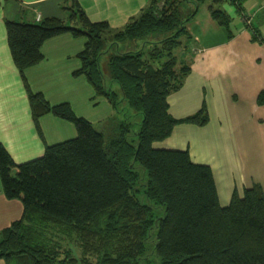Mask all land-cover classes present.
I'll use <instances>...</instances> for the list:
<instances>
[{"label":"trees","instance_id":"trees-1","mask_svg":"<svg viewBox=\"0 0 264 264\" xmlns=\"http://www.w3.org/2000/svg\"><path fill=\"white\" fill-rule=\"evenodd\" d=\"M230 1L236 2L208 4L212 18L227 30L231 16L222 5ZM182 2L187 0H151L119 29L90 20L78 2L69 8L74 25L56 16L34 23L6 21L11 54L23 77L24 69L43 57L45 39L65 31L82 34L86 42L74 73L84 74L95 94L105 96L114 109L120 110V100L142 114L138 130L134 122L123 121L106 142L68 102L50 104L26 83L35 121L51 112L74 123L77 134L45 144L41 156L21 163L0 143L3 191L23 203L22 216L0 232V257L8 264H264L262 186L254 182L241 195L234 191L222 205L209 164L193 161L188 148L156 143L170 136L177 122L208 120L204 104L182 119L170 112L168 96L190 70L174 50L183 36H190L186 25L198 11L194 2L192 12L183 16ZM108 35L114 40L103 47ZM120 39H140L142 46L121 51L115 48ZM112 82L119 86L120 99ZM257 102L264 103V89ZM49 227L74 233L81 257L49 247L42 239ZM150 241L157 260L146 256Z\"/></svg>","mask_w":264,"mask_h":264},{"label":"crops","instance_id":"crops-1","mask_svg":"<svg viewBox=\"0 0 264 264\" xmlns=\"http://www.w3.org/2000/svg\"><path fill=\"white\" fill-rule=\"evenodd\" d=\"M149 1L151 0H0V143L5 146L16 163L39 157L44 152L45 144L63 141L76 136L77 133L74 123L51 112L40 115L36 122L31 112L27 84L33 92L42 93L50 104L68 102L76 112L86 109V103L96 94L84 74L74 73L81 66L78 53L86 42L84 35L65 31L45 39L41 45L43 57L26 67L23 77L11 54L6 21L34 23L45 17L56 16L67 23V19L70 20L69 8L78 2L90 20H105L111 28L119 29L130 17L137 15ZM223 7L231 16L230 23L234 26V36L232 35L226 43L238 40L243 45L253 47L252 42L257 41L251 35L254 31L262 35L264 42V0H239L235 3L230 1L225 2ZM203 11L201 20L196 19L197 13L190 20L198 25L196 30L189 26L190 21L186 25L190 37L197 42L210 28L218 31L219 26L223 27L212 18L208 5L204 6ZM37 14L40 15L39 19ZM246 18L249 21H246ZM73 20L76 22V18ZM195 48L199 54L197 58H201L199 56L202 55L204 47ZM259 52L264 54V46L259 48ZM207 54L208 51H205V55ZM241 67L243 70H240ZM218 70L217 73L224 76V71ZM234 72H242L239 77L237 76L241 79L237 89L245 93L244 96L253 106L259 104L257 96L264 89V62L259 65L253 63L243 65L235 68ZM182 87L183 85L179 89ZM219 90L227 94L219 95L217 101L238 93ZM107 103L103 105L104 110ZM108 111L111 112V109ZM225 120L228 122L230 118ZM15 172L16 169L13 170V173ZM236 191L240 193L238 189ZM220 203L226 205L224 201ZM22 214V201L5 195L0 178V232ZM0 264L8 263L0 257Z\"/></svg>","mask_w":264,"mask_h":264},{"label":"rangeland","instance_id":"rangeland-1","mask_svg":"<svg viewBox=\"0 0 264 264\" xmlns=\"http://www.w3.org/2000/svg\"><path fill=\"white\" fill-rule=\"evenodd\" d=\"M210 1L182 2L180 5L182 15L186 16L192 12L195 8L194 2H197L196 19L201 20L204 6ZM236 1L239 2V0ZM67 24L74 25L76 22L73 19H67ZM189 26L193 30L198 28L193 21H190ZM232 35L234 36V26L230 23L228 30L220 26L218 31L210 28L208 32L201 35L199 42L190 36L181 38V45L174 51L181 60V64L189 65L190 70L182 78L183 87L169 94L171 114L176 119H182L198 111L204 104L208 120L204 124L177 122L170 136L156 142L158 146L163 147L188 148L193 161L209 164L216 179L219 199L226 204L237 189L240 195L243 193L244 185L250 186L257 182L264 191V104L253 106L248 102L244 96L245 93L237 89L241 80L237 76L239 77L242 72H234L235 68L243 65L263 63L264 54L259 52V48L264 46V42L263 38L261 39L262 35L255 31L251 33L255 40L257 38V41L252 42L253 47L243 45L238 40L226 43ZM113 40L111 35L105 36L103 47H107ZM117 41L115 48L118 47L121 51L136 50L142 46L140 39ZM198 46L204 47L202 55L199 56L201 58H197L199 54L196 53L195 47L198 48ZM205 51H208L207 55ZM100 59L104 67L103 55ZM218 69L224 71V76L220 72V74L217 73ZM240 70H243V67ZM112 89L116 92V98L120 99L121 92L116 82H112ZM219 89L238 93L222 97L223 99L217 101L219 95L227 94ZM104 97L93 95L86 103V109H80L77 112L73 110L77 115L90 120L93 128L104 134L106 142L113 136L118 124L123 121L134 122V129H139L141 113H135L134 109L120 100L118 103L120 110L114 109L109 100L106 97L107 101L104 100ZM105 103H107L106 110L103 109ZM109 108L111 112L108 111ZM125 114H128L127 118ZM225 118L230 120L227 122ZM128 138L132 140L136 139V136ZM138 169L141 170L140 167ZM157 213L162 215V209L157 210ZM155 232L156 229H153L151 239ZM42 239L49 247L62 252L65 250L67 251L65 253L77 259L81 257V249L74 233L49 227L42 230ZM146 256L150 257V260L158 259L152 252V241L147 244ZM63 257V254L58 256V258ZM88 259L95 260L93 255H89Z\"/></svg>","mask_w":264,"mask_h":264},{"label":"built area","instance_id":"built-area-1","mask_svg":"<svg viewBox=\"0 0 264 264\" xmlns=\"http://www.w3.org/2000/svg\"><path fill=\"white\" fill-rule=\"evenodd\" d=\"M40 18V15L39 14H37V19H39ZM246 21L248 20L247 18L245 19ZM249 21V20H248Z\"/></svg>","mask_w":264,"mask_h":264}]
</instances>
